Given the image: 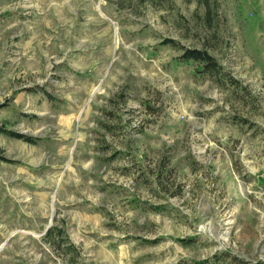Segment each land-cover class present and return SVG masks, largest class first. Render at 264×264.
Wrapping results in <instances>:
<instances>
[{"label": "rangeland", "instance_id": "1", "mask_svg": "<svg viewBox=\"0 0 264 264\" xmlns=\"http://www.w3.org/2000/svg\"><path fill=\"white\" fill-rule=\"evenodd\" d=\"M0 130V264L264 262V0H0Z\"/></svg>", "mask_w": 264, "mask_h": 264}, {"label": "trees", "instance_id": "2", "mask_svg": "<svg viewBox=\"0 0 264 264\" xmlns=\"http://www.w3.org/2000/svg\"><path fill=\"white\" fill-rule=\"evenodd\" d=\"M164 46H171L175 49L182 50V55L178 58V62L185 63V62H193L196 64L199 68L198 70L202 72L203 74L208 75L210 78L215 79L220 85L224 86L226 81L230 79L232 81L233 87H238V82L237 80H233L231 78L230 73L226 72L224 66H222L219 61L216 59L215 56H212L209 52H207L204 49H188V48H181L178 42H176L173 39L170 40H165L164 43L162 44ZM240 88H238L239 90ZM2 131V130H0ZM9 133V132H6ZM22 139H25L27 142H34L36 140L28 137H21ZM36 143V142H35ZM59 229L54 227L52 230L48 231L49 235L48 237L51 236L53 232L58 231ZM58 239H61L60 242L58 243H53L55 247L58 250H63V246L65 243H68V240L65 239V234L64 232L60 229L58 233ZM193 239H181L180 241L183 242L185 245H190L192 243ZM72 247V246H69ZM72 249V248H70ZM213 264H247L244 260L240 259L237 255H234L230 253L229 251H221L219 252L218 255H216L213 260H204V262H197L196 264H208L212 263ZM254 264H264V262H255Z\"/></svg>", "mask_w": 264, "mask_h": 264}]
</instances>
